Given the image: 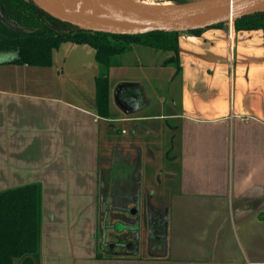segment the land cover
<instances>
[{"label": "crops", "instance_id": "1", "mask_svg": "<svg viewBox=\"0 0 264 264\" xmlns=\"http://www.w3.org/2000/svg\"><path fill=\"white\" fill-rule=\"evenodd\" d=\"M77 46L70 62L80 82L89 79V54ZM143 48L128 52L138 57L134 65L122 61L126 53L110 69L115 119L99 116L91 84L86 91L79 83L69 87L58 73L40 92L19 88L26 73L10 77L9 88L0 86V192L30 184L42 190L35 264H264L263 31L228 23L181 33L176 56ZM145 55L153 61L144 62ZM13 58L1 59L6 72L34 68L9 63ZM150 65L157 70L153 80L144 76ZM130 67L140 77L125 73L113 88L111 75ZM111 143L142 144L138 157L118 156V169L125 165L118 184L102 167L113 164L103 151ZM143 150L167 158L166 167L158 161L154 178L145 162L144 185ZM148 206L167 221L161 252L150 243L145 255L97 259L99 213L106 222L110 211ZM160 227L152 226L153 236Z\"/></svg>", "mask_w": 264, "mask_h": 264}, {"label": "trees", "instance_id": "2", "mask_svg": "<svg viewBox=\"0 0 264 264\" xmlns=\"http://www.w3.org/2000/svg\"><path fill=\"white\" fill-rule=\"evenodd\" d=\"M0 9L8 19L22 26L20 30L12 28L0 19V53L14 54V58L8 61L11 64L51 67L53 51L62 43L88 45L94 49L99 65L95 78V103L103 119H115L111 110L110 69L118 65L121 56L135 45L172 52L174 56L179 51L180 32L116 35L85 31L49 16L32 0H0ZM233 24L237 31L260 29L264 33V12L236 19ZM202 31L182 33L199 35ZM41 230L42 190L39 184L0 192V264H35L41 245ZM114 254L106 255L104 250L98 249L96 258H116Z\"/></svg>", "mask_w": 264, "mask_h": 264}, {"label": "rangeland", "instance_id": "3", "mask_svg": "<svg viewBox=\"0 0 264 264\" xmlns=\"http://www.w3.org/2000/svg\"><path fill=\"white\" fill-rule=\"evenodd\" d=\"M142 1H146L149 3H168V5H170L172 8L176 7V6H180V7H197L200 6L202 4H206L209 2H214L216 0H142ZM151 1V2H150ZM74 2V4H73ZM72 3V4H71ZM64 7L67 8L68 10L75 12L79 15H81L82 17L85 18H105V14L103 12H101L100 9L98 8H91V7H87L82 5L81 3L77 2L76 0H64ZM0 19L5 22L8 26L12 27V28H16V29H22V26L16 24L13 22V20L8 19L4 12L2 11V9H0ZM225 26L228 25V23L226 22L224 24ZM74 47H78L77 45H73L72 43H62L59 48L55 49L53 51V64L51 66V68H46V67H34L31 68L30 71L26 70V72H19V73H13V72H6V70H4L5 68L1 62V59L4 57H8L10 56V59L12 58V56H14L13 53H0V86L2 88H9L11 85L7 84V80L10 77L13 76H19L20 78H23L24 73H26L25 76H27L28 74H30L31 76L29 77V79L26 80V82L22 85H19L20 89H24L25 85L27 84V89L29 91L32 92H40L43 91V89L45 88V86H50L53 85V80H51V74H55L58 73L59 75H61L60 78H63V81L66 82L67 86L72 87V85L78 86V83L80 84L79 86H83L84 90H88L89 85L91 84V87L93 88V90L96 92V85H95V70H96V62H95V55H94V49L88 45H84L81 47H84L83 49H85V51H87V62L85 64V66L87 65V68H85V74L87 75V77L89 79H87L86 77H84V81L81 80L80 82H78L76 73H74L73 68L75 67V65H73V67L71 66V62L70 59L73 58L74 56L71 55V50L74 49ZM146 49L145 51H149V48H143ZM147 53H151V52H147ZM163 54H160L159 58L162 59ZM69 56V57H68ZM68 57L69 60H66V58ZM89 58V59H88ZM123 62H132V65H134V62L136 60H138V57L136 54L134 53H128L125 56H123V58H121ZM142 60L144 62H151L153 61L151 58H148L146 55L142 57ZM65 61V62H64ZM65 63V65H64ZM89 63V64H88ZM62 70V73L60 72ZM138 69H135L134 67H130L126 72H122V70H117V72H114L111 75V84L113 88H118L120 81L122 80V78L124 77V75H126L125 73L129 74L130 76H137L140 77V72L137 71ZM29 71V72H28ZM156 69L153 68V66H149L148 69H146L144 76L148 77V78H154L155 73H156ZM97 74V73H96ZM22 80V79H21ZM89 83H88V81ZM153 80V79H152ZM155 82V81H154ZM24 85V86H23ZM150 84H148V90L150 91V89L153 90V88L151 86H149ZM12 87H16V86H12ZM155 88H159L158 86V81L156 83V87ZM154 88V89H155ZM45 91V90H44ZM114 107L115 110L118 111L119 105L117 104L116 99L114 100ZM118 107V108H117ZM117 128L121 129L122 127L117 124ZM118 136H116L117 138ZM141 143H111V147L109 144H104V148L103 151L105 152V156L109 157L112 156L113 158V164L112 166H110V163H105L104 165H102V167H104L107 172L110 175L111 179V184H118V179L120 178V176H118L120 170H124L125 165L121 164L120 170L118 169V156H125V157H131V154H134L136 152V156L138 157L140 155L139 150H141ZM149 148H151L154 153L156 152L155 149L152 146H148ZM147 147V148H148ZM165 147V145H164ZM166 149V147H165ZM144 151V150H143ZM167 152V151H166ZM114 154V155H112ZM147 153L144 151L143 152V157H142V169L139 171V173H142V184H145V176L147 173V170L145 169V162H149L148 166H149V174L151 176V178H154V174H155V169L157 166V163L159 160L162 161L161 156H157L155 159H152L151 156L149 155V157L146 156ZM165 159L166 158V153H165ZM166 160L162 161L164 163V166L166 167L167 162ZM164 167V172H166ZM109 170V171H108ZM106 172V173H107ZM107 176V174L105 175ZM164 176L162 177V180H164ZM134 182L136 183L135 180L132 181V185L134 186ZM116 213V212H115ZM118 214H112L110 215L109 219L104 222L103 218H104V211L99 213V225H98V247L100 249L101 247V236L103 234V231L106 234V241L109 242H114L115 243V239H116V234L114 232V230H110L109 225L112 223V221L117 220ZM127 219L131 218L130 215L125 216ZM161 217V216H160ZM134 219H132L133 221ZM167 222V221H166ZM131 223V222H130ZM140 227H141V232H144V224L142 225V223H140ZM146 231V230H145ZM167 229L164 228L163 226V234L161 236H153L151 239V245L153 246V248L159 249V251L161 252V248L164 247V244L166 243V238H167ZM150 245V246H151ZM152 248V249H153ZM156 249H154L153 251H156ZM115 251V249L113 250ZM137 251L140 255H145L147 253V234L144 236H141L140 238V242L137 246ZM109 252L104 249V254H108Z\"/></svg>", "mask_w": 264, "mask_h": 264}, {"label": "water", "instance_id": "4", "mask_svg": "<svg viewBox=\"0 0 264 264\" xmlns=\"http://www.w3.org/2000/svg\"><path fill=\"white\" fill-rule=\"evenodd\" d=\"M33 3L49 16L79 29L91 32H102L116 35H137L152 31L190 32L212 28L220 23H234L236 19L247 15L264 12V0H236L230 4L209 10L198 16L177 17L160 4L142 0H109L123 11L131 14L134 19L128 23H109L70 16L54 7L48 0H32ZM146 22V25H134ZM117 101V100H116ZM119 105V102L117 101ZM131 216L134 213H129ZM167 229V222L163 224ZM105 232L102 235L103 246ZM114 243V242H113ZM112 244V243H111ZM113 246H116L115 243ZM112 247V245H111ZM112 249V248H111Z\"/></svg>", "mask_w": 264, "mask_h": 264}, {"label": "flooded vegetation", "instance_id": "5", "mask_svg": "<svg viewBox=\"0 0 264 264\" xmlns=\"http://www.w3.org/2000/svg\"><path fill=\"white\" fill-rule=\"evenodd\" d=\"M110 211L108 212V216L112 214H118L117 220L112 221L108 228L110 230H114L116 236L115 245L113 246V242H109L108 245L105 244L103 246V250L106 249L109 253H117L122 254L123 256H135L138 255L137 246L140 242L139 236L142 235L140 223L146 227L147 233V245L151 243V239L153 237L152 226L159 227L161 232H159V236L163 234V224L165 219L162 217H156V213H153L148 206L146 211H140V209H132L129 212L125 211ZM136 214L135 217L131 216L129 213ZM130 215L131 218L127 219L125 216ZM132 219H134L132 221ZM131 222V223H130ZM157 230V231H159ZM158 236V237H159ZM112 243V244H111ZM112 245V247H111ZM102 246V244H101ZM112 248V249H111ZM115 249V251H113Z\"/></svg>", "mask_w": 264, "mask_h": 264}, {"label": "bare ground", "instance_id": "6", "mask_svg": "<svg viewBox=\"0 0 264 264\" xmlns=\"http://www.w3.org/2000/svg\"><path fill=\"white\" fill-rule=\"evenodd\" d=\"M54 7L58 10L62 11L73 17L84 18L81 15L72 12L64 7V0H48ZM77 2L81 3L84 6L91 7L93 9L98 8L105 14V18H88L89 20L94 21H102V22H109V23H119V22H130L134 19V17L120 9L116 4L112 3L109 0H76ZM236 0H216L214 2H209L206 4H202L197 7H180L176 6L172 8L168 3H159L162 8L168 10L173 15L177 17H191V16H198L201 15L209 10L221 7L223 5L230 4ZM151 2V1H150ZM72 4V3H71ZM74 4V2H73ZM146 22H138L134 25H146Z\"/></svg>", "mask_w": 264, "mask_h": 264}, {"label": "built area", "instance_id": "7", "mask_svg": "<svg viewBox=\"0 0 264 264\" xmlns=\"http://www.w3.org/2000/svg\"><path fill=\"white\" fill-rule=\"evenodd\" d=\"M231 25V24H230Z\"/></svg>", "mask_w": 264, "mask_h": 264}]
</instances>
